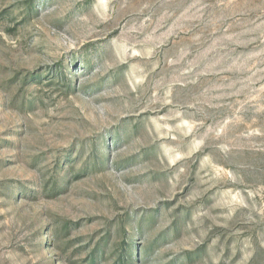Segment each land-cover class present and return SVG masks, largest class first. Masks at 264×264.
I'll list each match as a JSON object with an SVG mask.
<instances>
[{"label": "rangeland", "instance_id": "1", "mask_svg": "<svg viewBox=\"0 0 264 264\" xmlns=\"http://www.w3.org/2000/svg\"><path fill=\"white\" fill-rule=\"evenodd\" d=\"M0 264H264V0H0Z\"/></svg>", "mask_w": 264, "mask_h": 264}]
</instances>
